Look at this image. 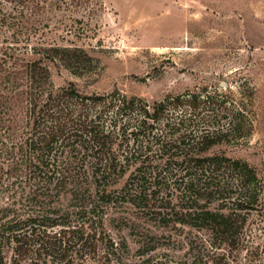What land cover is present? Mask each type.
I'll return each mask as SVG.
<instances>
[{"label":"trees","instance_id":"obj_1","mask_svg":"<svg viewBox=\"0 0 264 264\" xmlns=\"http://www.w3.org/2000/svg\"><path fill=\"white\" fill-rule=\"evenodd\" d=\"M61 3L0 0L13 50L0 59V264H186L163 260L162 246L209 255L186 228L235 247L251 211L264 210V175L216 150L240 135V112L207 92L150 102L55 87L51 68L80 77L87 54L27 42L46 17L36 15ZM112 229L132 235L136 260Z\"/></svg>","mask_w":264,"mask_h":264},{"label":"rangeland","instance_id":"obj_2","mask_svg":"<svg viewBox=\"0 0 264 264\" xmlns=\"http://www.w3.org/2000/svg\"><path fill=\"white\" fill-rule=\"evenodd\" d=\"M39 13L44 15H36L37 20L46 17L40 25L36 21L29 46L40 39L56 41L87 54L80 77L62 67L51 68L55 87L73 81L85 93L117 88L150 102L167 95L207 92L240 112V135L216 150L246 162L259 179L263 177L264 0H67L55 11ZM23 38L13 45L21 57ZM10 41L9 34H0V59L4 52L13 53ZM183 234L194 237L197 247L209 255L184 257L185 250L163 246L156 254L186 264H264L260 206L248 215L235 247L217 242L211 246L213 240L204 231L186 228ZM112 235L117 242L125 236L133 256L132 235L117 229Z\"/></svg>","mask_w":264,"mask_h":264}]
</instances>
